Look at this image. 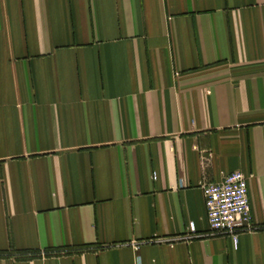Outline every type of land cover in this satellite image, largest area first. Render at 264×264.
<instances>
[{"label": "crops", "instance_id": "crops-1", "mask_svg": "<svg viewBox=\"0 0 264 264\" xmlns=\"http://www.w3.org/2000/svg\"><path fill=\"white\" fill-rule=\"evenodd\" d=\"M139 262L264 264V0H0V264Z\"/></svg>", "mask_w": 264, "mask_h": 264}, {"label": "built area", "instance_id": "built-area-1", "mask_svg": "<svg viewBox=\"0 0 264 264\" xmlns=\"http://www.w3.org/2000/svg\"><path fill=\"white\" fill-rule=\"evenodd\" d=\"M202 188L212 233L228 234L237 241L241 231L255 229L248 179L243 172L227 173L220 182H204ZM189 229L191 234L195 232L193 224Z\"/></svg>", "mask_w": 264, "mask_h": 264}, {"label": "trees", "instance_id": "trees-1", "mask_svg": "<svg viewBox=\"0 0 264 264\" xmlns=\"http://www.w3.org/2000/svg\"><path fill=\"white\" fill-rule=\"evenodd\" d=\"M84 250V248H82ZM72 250H75L77 251L78 249H72ZM72 250H67V252H72ZM79 251V250H78ZM49 253H52V252H49Z\"/></svg>", "mask_w": 264, "mask_h": 264}]
</instances>
